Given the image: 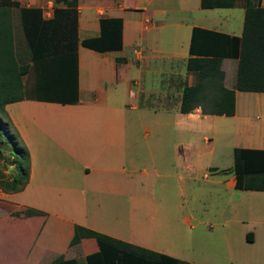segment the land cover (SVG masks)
I'll use <instances>...</instances> for the list:
<instances>
[{
	"label": "crops",
	"instance_id": "obj_1",
	"mask_svg": "<svg viewBox=\"0 0 264 264\" xmlns=\"http://www.w3.org/2000/svg\"><path fill=\"white\" fill-rule=\"evenodd\" d=\"M96 1L84 3L83 0H77L78 40L97 37L100 33V18H120L122 49L99 53L78 46V103L25 100L6 107L30 158L28 183L22 191L9 196L12 200L9 204L11 211L30 208L46 215L30 218L35 235L29 245L27 263L50 264L58 257L84 261L87 255L95 253L98 248L94 239H83L79 244L70 246L74 227L81 226L196 264L195 250H192L191 260H188L181 256L178 248L170 249L160 244L165 236L163 233L181 230L186 227V223H191L194 210L190 209L187 215L182 216L183 219H177L175 212H172L156 221L153 216V197L149 195L151 193L142 195L135 192L136 182L145 187L148 183L145 178L173 177L175 188L180 192L181 209L187 202L195 208L191 197L195 200L194 196L198 191H204L206 185H217L212 189L218 193L222 189L231 191V204L223 206L224 210L230 209L231 214L221 220L222 227L235 220L234 212L241 207L243 199L248 198L256 203L264 199V191L237 190L233 171L227 180L216 181L214 177L218 171L211 172L212 168L199 183L192 164L194 139H182L183 142L173 145L171 168L175 172L173 175L168 174L169 161L161 162L156 154L163 150L165 139H128L133 130L130 117L124 121L117 114L108 113L116 109L125 110L124 114L138 109V112L152 110L158 113L159 109L140 106V96L159 97L168 94L179 95L180 98L184 84H193V76L186 71L193 28L238 37L242 33L244 10L201 9L200 0H103L101 4ZM48 4L52 2L48 1ZM251 4L264 8V0H254ZM231 19L235 20L233 27ZM238 23H241L240 34L236 32ZM176 42L181 44L180 54L171 48ZM232 65L236 70V61ZM154 77L157 79L156 84L146 83L147 79L153 80ZM117 87H120L124 99L119 106L114 101L108 105ZM253 94L264 98L262 93L236 91L235 115L229 119L235 122L237 137L243 135L240 139H243L244 146H238L241 143L238 141L232 153L234 149L264 150V122H252L253 105L264 111V102L253 105L247 103L244 107L240 106L238 100L240 96ZM173 110L176 112L177 107ZM263 111L258 113L263 114ZM98 113L105 116L98 119ZM192 113L184 115L190 124L186 132L192 131L193 127H203L218 117L202 116L199 109ZM101 123L105 126L104 137L94 139L93 133ZM62 126L66 129L62 130ZM220 172L224 174L223 170ZM160 184L162 188L170 187L164 181ZM51 193L61 194L56 197ZM26 196H29L27 201ZM204 203L201 202L203 207H207L208 204ZM146 215L148 217L144 219ZM253 217L255 213L250 212V220L246 221L254 223ZM201 225L202 222L196 219L195 225H191L192 231ZM156 226L161 242L147 236ZM247 237L250 241L254 240L252 232H248ZM25 254L22 257L25 258ZM196 256L200 263L205 264L206 260L212 262L204 255ZM236 264L249 263L239 260Z\"/></svg>",
	"mask_w": 264,
	"mask_h": 264
},
{
	"label": "trees",
	"instance_id": "obj_2",
	"mask_svg": "<svg viewBox=\"0 0 264 264\" xmlns=\"http://www.w3.org/2000/svg\"><path fill=\"white\" fill-rule=\"evenodd\" d=\"M47 1L54 6L52 17L48 19L41 8L0 0V148L7 151L14 167L15 175L5 189L12 193L22 191L28 183L30 158L9 118L7 105L25 100L77 104L78 46L99 53L122 49L120 18H100L99 35L79 41L77 0ZM240 3L241 0H200L201 9L242 8V33L237 37L193 28L190 58L186 63L193 84H184L182 88L178 106L181 115L199 109L202 116L230 118L235 115L236 91L264 94V8L252 5V0ZM13 10L18 11L28 62L18 58L16 53ZM227 59L237 64L234 89L227 88L224 83L222 61ZM233 173L237 190L264 191V186L249 183L256 178L264 179V150L234 149ZM45 216L30 208L12 214L17 219L16 228L30 227V244L35 235L30 218ZM83 239H94L98 248L85 257V264H191L75 226L70 246ZM50 264L80 262L58 257Z\"/></svg>",
	"mask_w": 264,
	"mask_h": 264
},
{
	"label": "rangeland",
	"instance_id": "obj_3",
	"mask_svg": "<svg viewBox=\"0 0 264 264\" xmlns=\"http://www.w3.org/2000/svg\"><path fill=\"white\" fill-rule=\"evenodd\" d=\"M20 3L22 7H33L43 9V15L46 19L52 17L53 4H48L47 0H12ZM88 0H83L87 3ZM254 1V0H252ZM256 1V0H255ZM98 4H101L103 0H97ZM95 3V2H94ZM93 3V4H94ZM52 5V6H51ZM13 32L15 42L17 46V56L21 60L28 62L27 51L24 46L21 27L19 24L18 11L13 10ZM230 24H235V20L231 19ZM237 34H240L241 23H238L236 29ZM172 50L178 52L182 51L181 44L179 42L174 43L171 46ZM234 61L224 60L222 63V69L226 73L225 86L229 89H234L236 70L232 65ZM234 68V70H233ZM167 68H165L166 70ZM25 80V78H24ZM146 83H157L156 77L153 80H148ZM124 96L120 94V87L115 90V96L111 98L108 105L114 101L116 106H119ZM240 106L246 107V104L251 105L263 103V96L255 95L248 97H239ZM140 106L148 105L153 109H159L158 113H153L152 110L133 111L124 114L125 110L109 111L108 115L113 113L117 114L120 120H126L130 117L133 121V130L130 133L128 139H165L164 148L159 153V159L161 162L169 161L168 174L173 175L172 170V152L176 143L182 141V139H194V145L191 149L193 153L192 164L197 171L199 183L201 182L203 175L209 173V169H213L211 172H217L214 180L225 181L231 176L233 171V153L232 148L237 145L244 146L243 139L237 137L235 122L229 118L216 117L214 121H208L203 127H193L192 131L186 132L190 124L186 121L185 116L178 112L179 95H160L159 97H141L139 98ZM177 107L176 112L173 110ZM165 108V109H164ZM254 108L253 123L262 124L264 122V111L260 108ZM172 109V110H171ZM263 111L262 113H258ZM98 119H102L104 116L102 113H98ZM194 114V113H192ZM116 117V118H117ZM103 123L97 125V129L93 133L94 139H103V131L105 126ZM62 130L66 129L61 127ZM8 140V139H7ZM7 142V141H6ZM9 142L11 151L14 152L12 143ZM183 142V141H182ZM216 168V169H215ZM224 171V174L220 172ZM167 174V175H168ZM15 175L14 167L11 166V161L8 153L5 149L0 148V264H28V251L30 244V227L23 226L15 227L14 223L17 221L15 217H12L14 212L11 211V198H9L12 192H7L5 189ZM223 175V176H221ZM18 179V178H17ZM139 179V178H138ZM137 179V180H138ZM148 183L145 187H141L142 183H137L134 191L138 194L147 195L151 193L154 201V218L157 221L163 215H170L175 212L177 219L187 215V212L192 209L193 221L186 223V227L175 232L170 231L162 239V244L170 249L178 248L182 253V257L191 260V252L195 250L193 254L204 255L212 260V262H204L205 264H236L240 261L248 262L249 264H264V199L254 203L251 199H243L241 207L236 208L234 215L235 220L227 222L225 226H221V220L229 217L231 210L223 206H229L231 191L222 189L219 193L215 192L212 188L216 186L206 185L204 191L201 193L198 191L195 197L191 199L196 204L195 208L189 203L184 204V209L180 208L181 196L175 185V179L173 177L145 178ZM213 179V178H212ZM144 181V180H143ZM164 181L170 187L162 188L160 182ZM257 186H264V179L256 178L254 181H250ZM217 191V190H216ZM61 193H51L53 196H60ZM29 196L25 197L27 201ZM208 204L207 207H203V203ZM11 201V202H10ZM189 201V198H187ZM257 201V200H256ZM194 208V209H193ZM223 208V209H222ZM179 210V211H178ZM250 212L255 213L254 223L247 222ZM146 215L144 217L147 218ZM19 219V218H18ZM143 219L144 224L146 221ZM202 222L201 226L197 227L196 231H192L191 225H195V220ZM208 236L206 231H208ZM248 232H252L254 235L253 241H248L245 236ZM150 239L161 242L159 237V230L156 226L154 230H151L148 235ZM225 236V238H223ZM25 254V258L22 256ZM196 252V253H195ZM195 255L196 259L198 257ZM26 259V260H25ZM194 260L195 263H200L198 260ZM80 264H85L84 261H80Z\"/></svg>",
	"mask_w": 264,
	"mask_h": 264
}]
</instances>
